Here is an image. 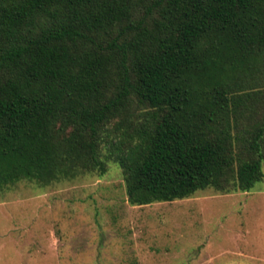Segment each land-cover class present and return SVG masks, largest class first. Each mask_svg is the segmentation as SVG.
<instances>
[{
    "label": "trees",
    "instance_id": "16d2710c",
    "mask_svg": "<svg viewBox=\"0 0 264 264\" xmlns=\"http://www.w3.org/2000/svg\"><path fill=\"white\" fill-rule=\"evenodd\" d=\"M109 161L136 206L264 181V0H0V187Z\"/></svg>",
    "mask_w": 264,
    "mask_h": 264
},
{
    "label": "rangeland",
    "instance_id": "374dc122",
    "mask_svg": "<svg viewBox=\"0 0 264 264\" xmlns=\"http://www.w3.org/2000/svg\"><path fill=\"white\" fill-rule=\"evenodd\" d=\"M106 166L0 187V264H264V181L136 206Z\"/></svg>",
    "mask_w": 264,
    "mask_h": 264
}]
</instances>
